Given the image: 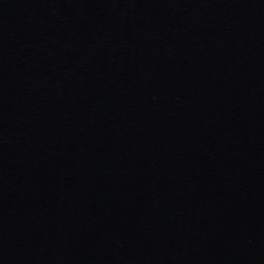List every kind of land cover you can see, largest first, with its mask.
Returning <instances> with one entry per match:
<instances>
[{
    "label": "water",
    "instance_id": "1",
    "mask_svg": "<svg viewBox=\"0 0 264 264\" xmlns=\"http://www.w3.org/2000/svg\"><path fill=\"white\" fill-rule=\"evenodd\" d=\"M0 264H264V0H0Z\"/></svg>",
    "mask_w": 264,
    "mask_h": 264
}]
</instances>
